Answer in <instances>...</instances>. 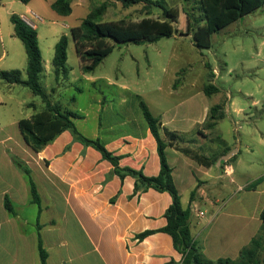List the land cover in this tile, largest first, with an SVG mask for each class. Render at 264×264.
Wrapping results in <instances>:
<instances>
[{
  "label": "crops",
  "instance_id": "0c3cea01",
  "mask_svg": "<svg viewBox=\"0 0 264 264\" xmlns=\"http://www.w3.org/2000/svg\"><path fill=\"white\" fill-rule=\"evenodd\" d=\"M55 1L31 0L28 4H22L26 13H33V6L45 12ZM16 2L21 0H0V13L8 4ZM17 15L27 20L23 14ZM8 38H16L14 31ZM5 39L0 17L1 46H4ZM5 56L3 51L0 63ZM71 76L72 72L67 83L58 81L60 85L52 88L51 98L60 96L61 89L72 84ZM176 78L174 76L173 80ZM82 79L91 84L98 82L92 74L83 72ZM109 86L120 89L121 93L129 92L127 86L121 83L110 81ZM173 86L167 92L168 96L178 94L185 88L183 83L177 88ZM156 92L160 93L161 90ZM156 95L154 103L158 111L155 112L148 103L150 110L160 120L163 130L178 133L183 138L175 146L167 148L166 153L182 205L184 208L191 207L193 212V238L202 247L204 256L211 261L237 259L263 226L264 135L260 139L262 149L256 151L252 145L246 144V151L252 156L257 155L256 159L250 161L249 168L258 165L260 169L256 170L255 176L242 178L240 162L234 166L233 161L242 154L243 144L238 140L230 148L221 134L216 135L221 120L214 129L203 128L211 109L207 101L199 100L193 94L175 108H168L164 106L166 100ZM60 101L56 98L53 100L64 110L82 115V118L75 119L79 131L91 139L100 140L111 153L121 157L122 167L141 171L147 177L159 175L161 163L158 145L143 115L128 113L126 107L124 118H114L110 111L112 100L104 96L93 99L95 108L71 109ZM71 101L76 103V98ZM197 109L201 114H195L194 110ZM91 111L94 117H90ZM90 122H93L91 127ZM162 137L168 140L164 133ZM220 140L223 147L213 149L212 143ZM179 148L197 151L214 165H200ZM31 158L26 165L31 170L42 200V211L39 216L38 209L37 215L41 230L37 229V224L26 227L29 221L20 225L19 208L15 206L16 217L10 216L3 208V199L0 206V264H41L39 236L48 255L47 264H182V255L176 251L168 234L157 232L144 240L138 238L146 231H160L166 227V212L172 204L168 193L149 190L140 197H133L135 180L127 177L121 181L118 176L112 175V164L94 148L76 141L70 131L60 134L41 152H33ZM229 165L233 170L231 176L225 173ZM14 168L17 167L14 165ZM16 170L21 174L18 168ZM246 170L248 173L249 169ZM238 174L239 180L234 178ZM19 176L6 192H2V196L8 193L14 205H33L30 187L23 174Z\"/></svg>",
  "mask_w": 264,
  "mask_h": 264
},
{
  "label": "rangeland",
  "instance_id": "374dc122",
  "mask_svg": "<svg viewBox=\"0 0 264 264\" xmlns=\"http://www.w3.org/2000/svg\"><path fill=\"white\" fill-rule=\"evenodd\" d=\"M105 1H111V4L103 23L109 24L119 38L125 39L137 30L142 35L145 32L164 37L157 42L142 45L112 40L114 51L92 73L98 82L91 84L82 79L81 63L71 37V29L80 26L92 9ZM163 1L164 10L149 8L144 4L126 8L115 0H74L70 17L59 16L51 8L41 12L35 6L32 7L33 13H26L22 2L10 3L0 13L6 38L4 46L0 44V56L3 51L6 53L0 63V72L21 70L23 77L27 78L25 47L18 38H8L14 31L11 23L13 12L23 14L38 32L46 69L41 83L48 94H51L56 84L60 85L53 74L55 46L63 35L70 37L68 66L73 82L61 89L60 96H53V100H61L63 106L71 109L95 108L93 99L104 96L112 100L111 115L120 120L125 117L126 107L128 113L143 115L141 101L147 105L149 103L155 112L158 111L154 103L156 94L166 100L164 106L168 108H175L179 102L195 94L199 100L207 101L211 108L217 105L224 107L225 117L219 122L216 135L221 134L230 148L238 140L242 142L243 152L233 161V165L237 166V162H240L242 178L255 176L260 166L249 168V163L257 155L252 156L245 146L250 144L256 151L262 149L260 139L264 135V7L221 32L209 35L203 0ZM174 76L177 77L175 80ZM110 81L126 85L129 92L121 93L120 89L109 86ZM181 83L185 88L180 93L167 95L172 84L177 88ZM211 84L219 92L208 98L204 88ZM158 90L161 92H156ZM73 98H76V103L71 101ZM43 109L42 98L34 95L29 88L8 84L0 78V206L5 195H8L5 193L2 196V192H6L12 181L22 174L14 168V161L26 164L33 157V150L24 142L18 123L31 119L33 114ZM194 112L201 114L200 109ZM90 115L95 116L92 111ZM205 124L203 128L207 129ZM200 132L203 133L202 130ZM212 147L222 148L223 141L213 142ZM191 151L198 154L197 151ZM246 169H249L248 173ZM234 178L239 180L240 174ZM57 204L61 205L60 201ZM22 205H15L19 208L18 223L23 225L29 221L26 227H31L36 224L39 208L36 205ZM3 208L2 212L6 214Z\"/></svg>",
  "mask_w": 264,
  "mask_h": 264
},
{
  "label": "trees",
  "instance_id": "16d2710c",
  "mask_svg": "<svg viewBox=\"0 0 264 264\" xmlns=\"http://www.w3.org/2000/svg\"><path fill=\"white\" fill-rule=\"evenodd\" d=\"M31 0H21L28 4ZM124 7L144 4L149 8L165 9L163 0H115ZM111 1H105L101 5L93 8L80 26L71 29V37L75 42L76 52L80 59L81 69L84 74H92L103 63V61L113 53L115 46L111 41L129 42V44L142 45L145 43H154L163 38L160 34L142 35L140 30L133 32V35L119 38L115 30L109 24L103 23V18L110 7ZM73 0H56L51 9L59 16L68 17L73 13ZM204 12L207 22L209 35H215L222 30L230 27L240 19L257 12L264 7V0H203ZM11 23L14 27V36L24 45L27 54V78H23L21 70L1 71L0 78L8 84L20 85L29 88L34 95L42 98L44 109L35 114L31 119H24L19 122V129L24 142L34 153L41 152L47 145L52 143L60 134L70 131L76 141L86 147H92L97 150L104 160L110 162L113 166L112 175L118 176L121 181L127 177L135 180V189L133 197H140L149 190H155L160 193H168L172 198V204L166 212L167 225L160 231H146L138 238L144 240L146 237L157 232L168 234L172 240L177 252L182 255V264H263L264 260V209L261 213L263 226L257 236L251 243L245 247L237 259H219L211 261L207 259L202 251V247L194 240L191 231V218L193 215L191 207L184 208L181 196L176 187L173 178V170L169 165L167 158V148L175 146L177 141L183 138L175 132L163 130L160 120L154 116L149 106L140 102L145 121L158 145L161 169L157 177H147L141 171L121 166V157L111 153L100 140L91 139L82 134L75 119L82 118V115L71 110H64L59 104L53 102L51 95L47 93L41 83L44 72L43 56L39 45L38 32L30 27L19 15L11 16ZM70 37L63 35L55 46L53 58V72L56 81L70 80L71 69L68 66V49ZM219 89L208 85L204 88V93L211 97L218 93ZM223 108L220 105L210 109L209 119L205 124L207 129H214L218 122L224 118ZM222 110L221 114H218ZM162 133L167 137V141L162 137ZM185 155L193 158L200 165L210 167L214 165L208 158L193 153L189 149L179 148ZM15 166L25 177L31 193V203L38 206L39 216L42 211V200L33 180L31 170L26 164L14 161ZM257 181L251 187L254 188ZM194 194V193H193ZM14 203L8 195L4 198V207L10 216L16 217L17 212ZM38 216L36 224L37 229L41 230L40 217ZM38 250L41 264H47V252L44 249L41 236L38 240ZM168 264H175L170 262Z\"/></svg>",
  "mask_w": 264,
  "mask_h": 264
},
{
  "label": "built area",
  "instance_id": "2783aa9c",
  "mask_svg": "<svg viewBox=\"0 0 264 264\" xmlns=\"http://www.w3.org/2000/svg\"><path fill=\"white\" fill-rule=\"evenodd\" d=\"M25 21H26L27 23H29L31 26H33L32 23H30L28 20H25ZM225 173H226L228 176L233 175V170H232L231 165H229V166L225 169ZM200 215L203 216L204 213H200Z\"/></svg>",
  "mask_w": 264,
  "mask_h": 264
},
{
  "label": "water",
  "instance_id": "95a60500",
  "mask_svg": "<svg viewBox=\"0 0 264 264\" xmlns=\"http://www.w3.org/2000/svg\"><path fill=\"white\" fill-rule=\"evenodd\" d=\"M229 158L227 157V159L226 160H228Z\"/></svg>",
  "mask_w": 264,
  "mask_h": 264
}]
</instances>
